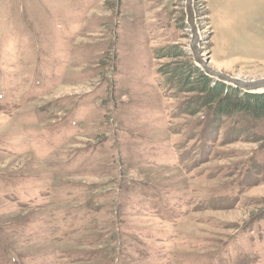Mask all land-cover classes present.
Returning a JSON list of instances; mask_svg holds the SVG:
<instances>
[{
	"label": "rangeland",
	"instance_id": "374dc122",
	"mask_svg": "<svg viewBox=\"0 0 264 264\" xmlns=\"http://www.w3.org/2000/svg\"><path fill=\"white\" fill-rule=\"evenodd\" d=\"M194 5L263 79L264 0ZM190 41L186 0H0V264H264V118L165 83Z\"/></svg>",
	"mask_w": 264,
	"mask_h": 264
},
{
	"label": "trees",
	"instance_id": "16d2710c",
	"mask_svg": "<svg viewBox=\"0 0 264 264\" xmlns=\"http://www.w3.org/2000/svg\"><path fill=\"white\" fill-rule=\"evenodd\" d=\"M158 58H177L162 65L159 73L171 89L199 93L197 103L205 107L217 106L218 114L233 117L250 116L256 120L264 118V94H247L206 76L191 57L178 46H168L158 51ZM189 59L181 60L179 58Z\"/></svg>",
	"mask_w": 264,
	"mask_h": 264
},
{
	"label": "water",
	"instance_id": "95a60500",
	"mask_svg": "<svg viewBox=\"0 0 264 264\" xmlns=\"http://www.w3.org/2000/svg\"><path fill=\"white\" fill-rule=\"evenodd\" d=\"M187 24L191 32L190 52L195 65L208 77L226 85L241 89L244 92L259 94L264 93V78L260 80H243L233 77L229 74L216 70L210 65L208 58L202 55L201 43L203 41L200 27L198 25L197 12L195 10L194 0H186Z\"/></svg>",
	"mask_w": 264,
	"mask_h": 264
}]
</instances>
